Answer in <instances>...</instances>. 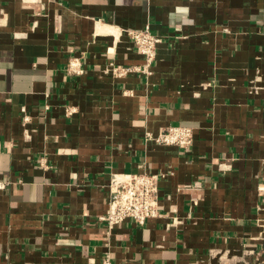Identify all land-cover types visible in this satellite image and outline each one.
Returning <instances> with one entry per match:
<instances>
[{
    "label": "crops",
    "instance_id": "1",
    "mask_svg": "<svg viewBox=\"0 0 264 264\" xmlns=\"http://www.w3.org/2000/svg\"><path fill=\"white\" fill-rule=\"evenodd\" d=\"M147 24L150 73L108 71ZM170 125L193 144L147 138ZM139 171L159 215L109 230L111 175ZM4 180L0 264H264V0H0Z\"/></svg>",
    "mask_w": 264,
    "mask_h": 264
},
{
    "label": "built area",
    "instance_id": "2",
    "mask_svg": "<svg viewBox=\"0 0 264 264\" xmlns=\"http://www.w3.org/2000/svg\"><path fill=\"white\" fill-rule=\"evenodd\" d=\"M127 33L132 39L137 51L143 55L144 63L135 66L111 65L108 71L115 75L123 76L132 71L150 73L156 59L157 46L163 37L151 29L147 24L142 29H128ZM66 73L68 75H82L85 73L81 57L74 56L70 59ZM76 111L74 106H66V115ZM24 122L29 121V116L24 115ZM147 138L160 144L176 145L182 149L189 148L194 141V129L183 125H170L161 130L157 135L147 134ZM163 175L150 171L132 173H113L108 188V208L99 216L108 229L126 219H131L138 224H145L152 217L160 213L159 181ZM9 181H0V188H5ZM103 264H113L111 255H103Z\"/></svg>",
    "mask_w": 264,
    "mask_h": 264
}]
</instances>
